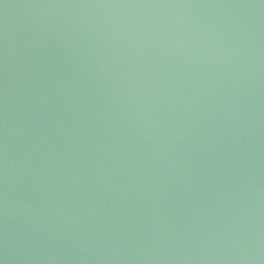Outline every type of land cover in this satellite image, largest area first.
Listing matches in <instances>:
<instances>
[{
	"label": "water",
	"instance_id": "1",
	"mask_svg": "<svg viewBox=\"0 0 264 264\" xmlns=\"http://www.w3.org/2000/svg\"><path fill=\"white\" fill-rule=\"evenodd\" d=\"M0 264H264V0H0Z\"/></svg>",
	"mask_w": 264,
	"mask_h": 264
}]
</instances>
